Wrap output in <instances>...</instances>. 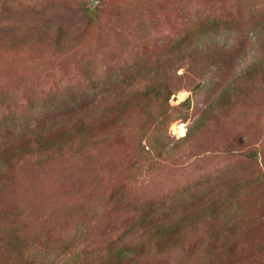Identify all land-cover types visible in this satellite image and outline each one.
Listing matches in <instances>:
<instances>
[{"label": "rangeland", "instance_id": "obj_1", "mask_svg": "<svg viewBox=\"0 0 264 264\" xmlns=\"http://www.w3.org/2000/svg\"><path fill=\"white\" fill-rule=\"evenodd\" d=\"M0 2L10 4L0 6V91L21 106L29 87L48 95L84 85L82 71L94 62L98 72H119L120 84L129 81L128 96L111 105L106 121L88 115L64 126L46 118L40 132L0 133V264H76L60 254L70 238L95 252L84 264H114L106 251L132 243L125 230L140 210L188 185L199 193L198 231L181 251L141 264H264V0ZM83 2L95 9V21ZM41 26L58 42L54 58L39 42ZM181 39L187 55L173 50ZM150 66L167 67L161 74L172 93L164 123L148 119L135 100L152 80L142 73ZM4 113L0 106V119ZM145 126L161 137L162 154L150 148ZM82 127L90 139L76 146L79 153L67 147L62 155L59 147ZM228 197L244 214L238 228L222 215ZM213 204L221 230L211 236L214 222L202 212Z\"/></svg>", "mask_w": 264, "mask_h": 264}, {"label": "trees", "instance_id": "obj_2", "mask_svg": "<svg viewBox=\"0 0 264 264\" xmlns=\"http://www.w3.org/2000/svg\"><path fill=\"white\" fill-rule=\"evenodd\" d=\"M10 1L12 4L19 1H22L27 5H32L34 3V0ZM2 5L3 4L0 2V6ZM9 7L10 4L4 3L1 8L7 9ZM82 7L85 9L87 16H89L92 21H95V9L87 6L84 2L82 3ZM52 16L49 15V17ZM50 20L51 19H49V21ZM141 26H144L143 21L137 24L139 30H143ZM46 27L47 26H41L39 28L41 30L39 42L44 43V46L46 47H52L53 52L50 51L49 56L54 58V56L60 53L61 50H58L57 40H54L53 42L50 39L54 37H52V33L48 32ZM23 37L16 36V38ZM14 45L18 46L19 49L22 48L21 52L26 47V43H23L22 40H19L18 43H14ZM185 45L186 42L181 39L178 44L175 45L176 47L173 50H178L179 53H185L187 55L188 47H185ZM21 52H16V57H19L22 54ZM166 68L167 67H163L164 71ZM163 69H159L157 67L156 69H152L150 66L142 70V73L146 76H151L152 80L146 87L144 94H136L137 98H135V100L140 101L142 109L148 119L158 118L164 123L167 111L170 108L169 99L172 92L170 90L169 83L164 77H162L161 72ZM82 75L86 79L84 85H74L73 87L62 88L59 91H52L48 95H40L36 90L29 87L24 94L27 100L25 105L22 106L18 101L19 99L15 97L14 94H11L7 90L0 91V106L3 107L5 111L4 116L0 119L1 135L7 130L16 133L26 127H28V129L31 128L30 130L34 128L32 131H35L34 133L40 132L42 128L40 127L39 120L46 121V118H53L54 121L61 122L64 126H66L65 123L68 121H76L78 118L86 119L88 115H99L103 121H106L108 117L113 114L111 111L112 108H110L111 105L113 106L116 102L123 101L124 98L128 96V94H126L127 88H125V85L129 82L128 78H125L127 83L122 85L120 84L121 74L119 72H115L114 74L108 72H98L95 62L92 65L88 64V69L86 67L82 71ZM247 75H250L251 77L252 73L250 74L248 72ZM202 90L199 91V93L202 92ZM226 92L227 88L223 90L221 97L225 96ZM189 103L190 97L183 102V104ZM155 108H158L159 110H155ZM78 110L81 111L77 113ZM129 114L130 113L128 112L125 113V115ZM170 115L171 113L168 114L166 125L171 122L172 118H169ZM131 117L132 116H127V120ZM142 128L144 129V135L149 138L150 148L155 151H159L162 154V152L166 149V146L162 143L161 137L153 131L148 133L147 126ZM69 137L70 138H66L61 147H59V151L62 155L67 154V147L73 148L76 152V146L79 148L84 146L83 144H86L90 139V134L84 127H82L76 135H70ZM72 152L74 151L72 150ZM76 153L79 152L77 151ZM192 187L193 186L191 185L181 186L175 196L171 199L157 201L151 205L143 207L132 222L128 224L125 230V234H129L127 241H132V243L129 245H114L113 248H108L105 255L114 257V264H141L144 260L151 263L152 261L149 258L155 254H162V252L166 251L178 252L182 250L183 246L186 248V238L188 233L192 232V235H194V233H196L194 231H198L199 216L196 220L193 208L195 207V204H198L197 199H199V193H197L198 191H194ZM228 201L230 202L227 203L225 208L223 207L224 211L222 215L225 220L229 222V226L238 228L236 222L238 221L237 218L243 217L244 214L242 213L238 215L237 212H239V208L237 203L232 202L230 198ZM154 204L156 205L152 208ZM188 207V211L186 210L184 211L185 213H181L182 208L184 210V208ZM217 207L218 206H214L213 204L210 206L208 212L207 210L202 212L207 215L208 218L213 220L212 222H214L210 228L207 227V230L211 232V236L216 233V229L221 230V228L218 227L217 222H215V218H218ZM151 208L153 214H148L147 212ZM84 209L86 208L82 206L81 210ZM86 213L88 214L87 211ZM89 221L90 225H92L91 216ZM223 233L226 234L224 231L222 234ZM9 240L10 239L7 241ZM84 243L85 241H82V246ZM80 244L81 243L75 238H70V240L61 247V256L66 255L70 257L76 264H84L85 261H87V258L95 252L88 251L87 249L82 251ZM13 245L18 246L20 245V242L16 240V243ZM203 249L205 252L206 248ZM67 250H70L69 253L66 252ZM207 259L208 258H205V261H207ZM205 261H201L198 264H207ZM216 261L217 260H214L212 264H216ZM189 263L190 261L186 264ZM181 264H183V261Z\"/></svg>", "mask_w": 264, "mask_h": 264}]
</instances>
